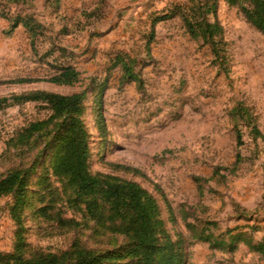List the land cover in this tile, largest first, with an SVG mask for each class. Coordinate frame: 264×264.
Segmentation results:
<instances>
[{
	"label": "rangeland",
	"instance_id": "1",
	"mask_svg": "<svg viewBox=\"0 0 264 264\" xmlns=\"http://www.w3.org/2000/svg\"><path fill=\"white\" fill-rule=\"evenodd\" d=\"M242 5L249 3L0 0V98L12 103L0 109V179L29 172L17 207L13 193L0 196V264L129 245L55 172L64 117L52 118L48 102L11 99L35 91L84 92L89 172L148 191L164 230L181 241L183 264H264L254 247L264 242V33ZM183 15L217 22L214 44L190 33ZM65 66L79 71L74 84L49 81ZM37 122L45 124L32 132Z\"/></svg>",
	"mask_w": 264,
	"mask_h": 264
},
{
	"label": "trees",
	"instance_id": "2",
	"mask_svg": "<svg viewBox=\"0 0 264 264\" xmlns=\"http://www.w3.org/2000/svg\"><path fill=\"white\" fill-rule=\"evenodd\" d=\"M229 1L233 4L237 3V0ZM246 1L249 5H242V12L252 25L264 33V0ZM166 18L167 15L155 18L152 34L155 32V24ZM183 18L190 33L202 34L208 42L214 44L215 33L220 29L217 22L209 23L204 18L194 21L187 15H183ZM79 74L75 67L65 66L49 81L71 85L78 80ZM33 81L36 80L19 79L13 82ZM11 99L19 103L48 102L53 110L52 118L64 117L65 131L59 135L53 161L55 172L68 178L75 188L76 202L85 205L87 213L92 218L104 225L108 224V228L126 236L129 241L123 252L121 250L116 253L97 252L78 246L61 253H37L31 257H19L16 264H111L116 258H127L128 264H183L184 253L181 241H173L164 230L159 205L148 191L133 181L104 174L94 175L89 172V137L79 117L84 92L60 95L35 91L13 96ZM9 100L0 98V109L12 104ZM44 124V122L34 123L30 129L32 132L39 131ZM98 125L103 132L105 119L101 111L98 113ZM256 133L261 134L259 131ZM28 175V171L17 170L0 179V196L13 193L16 196L15 207H17L22 200ZM254 247L264 253V242Z\"/></svg>",
	"mask_w": 264,
	"mask_h": 264
}]
</instances>
